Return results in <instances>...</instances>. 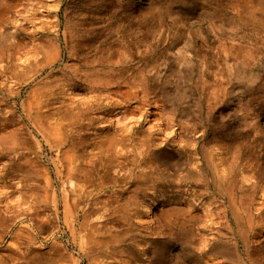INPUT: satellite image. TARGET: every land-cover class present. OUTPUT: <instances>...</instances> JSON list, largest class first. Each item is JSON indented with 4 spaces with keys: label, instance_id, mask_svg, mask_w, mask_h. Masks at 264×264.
Segmentation results:
<instances>
[{
    "label": "rangeland",
    "instance_id": "1",
    "mask_svg": "<svg viewBox=\"0 0 264 264\" xmlns=\"http://www.w3.org/2000/svg\"><path fill=\"white\" fill-rule=\"evenodd\" d=\"M101 1L0 0V264H264V7Z\"/></svg>",
    "mask_w": 264,
    "mask_h": 264
},
{
    "label": "bare ground",
    "instance_id": "2",
    "mask_svg": "<svg viewBox=\"0 0 264 264\" xmlns=\"http://www.w3.org/2000/svg\"><path fill=\"white\" fill-rule=\"evenodd\" d=\"M116 1L118 2V4L120 6L122 4H124V7H122L121 10H123V9L127 10L125 8H127L131 5V2H129V1H132V0H116ZM139 1L140 0H137L136 2H139ZM109 3H110V0H102L101 2L98 3L97 6L99 8L97 9L96 13H102V14H100L96 19L94 18L95 12L93 10H90V13H91V16H90L91 22L89 24L90 26L93 25L92 22H102L106 19L113 18L112 13L114 11L109 8ZM151 3H152V1H151ZM149 4H150V2H149ZM217 5L221 6V7L227 6V7H232V8H244V7L261 8V7H264V0H225V1H218ZM88 14H89V12H88ZM66 15H67V12H66ZM124 18H125V16H124ZM69 26H70L69 21L66 20V23H65L66 29L63 33V36H67L68 33L71 35V30L68 31ZM217 141L218 140L215 138V136L212 135V137L207 140V144L214 143V142L216 143ZM252 142L254 143V146H251L246 151H243L242 155H243V159L248 163V165L250 164L254 167V169H258L259 167L256 165V164H258V157H257V154L254 151V149H255V147H257L258 149H261L264 147V136L263 135H260L259 137L253 136ZM239 145H240L239 143L235 144V142H232L230 144V146L227 147V153H230V154H233V152L238 153L239 152L238 151ZM211 149H212V147H211ZM147 152H149V151H147ZM151 155H154L156 160L159 162V167H158V165H156L154 167V169H157L158 171H162L165 168L164 165L167 162L172 161L173 157H174V156H172L173 153H171V151L168 152L167 154H162V153H157V152L152 151ZM173 164L180 166L182 164L187 165V164H189V162H187V161L184 162V161H181L180 159H176V161ZM254 165H256V166H254ZM151 166H152V163L150 165V168H151ZM187 171H188L187 174H190V170L188 169ZM232 181H233V178L230 177V183ZM241 233H242L241 234L242 238H244L246 235V231L245 232L241 231ZM157 234L164 236V237L161 238L162 240H155V241L151 242V245L155 246L158 243V245L161 244L163 246V248H166V243H165L164 239L167 238V235H172L170 227L168 225H164V227H162V229L159 230V232ZM259 237H262L261 240L254 239L251 241V240L247 239L244 241L245 253H246L247 257H249L251 255H255L256 257L259 256L261 261L264 263V231L259 235ZM222 238H224V240H222ZM225 238L226 237L223 234H221V232L218 230L214 232V235H212L208 238H206V237L201 238L199 241V245H198L199 248L197 247L198 250L197 251L190 250L191 253H188V256H187L190 260H189V262H186L184 264H208L209 261L213 258H208L207 255L212 254V253L227 255V257L233 258L237 262L242 261L243 259H241L240 255L236 251L235 246L232 245L231 243H229L228 240H226ZM168 242H169V239H168ZM187 242L188 241H183V244H186ZM187 244L189 245L190 242H188ZM221 263H222V260L220 259V261H218L215 264H221Z\"/></svg>",
    "mask_w": 264,
    "mask_h": 264
}]
</instances>
